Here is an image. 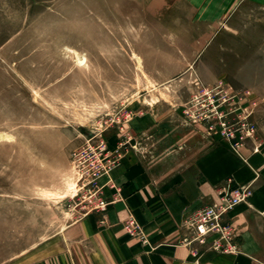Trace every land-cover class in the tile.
Masks as SVG:
<instances>
[{
	"label": "rangeland",
	"instance_id": "rangeland-1",
	"mask_svg": "<svg viewBox=\"0 0 264 264\" xmlns=\"http://www.w3.org/2000/svg\"><path fill=\"white\" fill-rule=\"evenodd\" d=\"M216 145L264 150V0H0V264Z\"/></svg>",
	"mask_w": 264,
	"mask_h": 264
},
{
	"label": "crops",
	"instance_id": "crops-1",
	"mask_svg": "<svg viewBox=\"0 0 264 264\" xmlns=\"http://www.w3.org/2000/svg\"><path fill=\"white\" fill-rule=\"evenodd\" d=\"M223 146H214L184 168L182 177L139 180L122 185V198H110L107 211L90 212L66 227V242L50 253L49 242L40 253L24 250L10 264H264V150L248 161L225 160ZM183 171V170H182ZM248 184L252 195L228 214L235 238L233 252L217 250L209 238L192 240L187 217L207 203L226 177ZM131 216L143 234H131L125 220ZM104 218V219H103ZM144 235V238L142 235ZM187 239V240H186Z\"/></svg>",
	"mask_w": 264,
	"mask_h": 264
},
{
	"label": "built area",
	"instance_id": "built-area-1",
	"mask_svg": "<svg viewBox=\"0 0 264 264\" xmlns=\"http://www.w3.org/2000/svg\"><path fill=\"white\" fill-rule=\"evenodd\" d=\"M219 117L222 118L223 116ZM221 122L223 125H227L225 121ZM252 129L253 126H247L248 132H251ZM249 196V186L241 184L234 188L220 189L215 200L189 214L188 223L194 232L192 240L205 243L208 242L209 238H212L211 243L215 249L233 252L236 245L234 244L235 232L232 223L228 219V214ZM96 207L98 210H105L107 201L105 199L98 200ZM129 223L130 230L135 231L138 229L135 218H130Z\"/></svg>",
	"mask_w": 264,
	"mask_h": 264
}]
</instances>
